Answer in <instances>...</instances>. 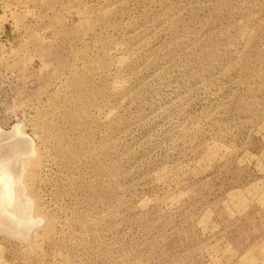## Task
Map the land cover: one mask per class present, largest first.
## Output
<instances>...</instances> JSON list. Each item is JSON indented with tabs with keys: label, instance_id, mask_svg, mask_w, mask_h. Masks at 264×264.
Wrapping results in <instances>:
<instances>
[{
	"label": "rangeland",
	"instance_id": "rangeland-1",
	"mask_svg": "<svg viewBox=\"0 0 264 264\" xmlns=\"http://www.w3.org/2000/svg\"><path fill=\"white\" fill-rule=\"evenodd\" d=\"M0 131V264H264V0H0Z\"/></svg>",
	"mask_w": 264,
	"mask_h": 264
},
{
	"label": "bare ground",
	"instance_id": "bare-ground-1",
	"mask_svg": "<svg viewBox=\"0 0 264 264\" xmlns=\"http://www.w3.org/2000/svg\"><path fill=\"white\" fill-rule=\"evenodd\" d=\"M16 133L19 132L15 129ZM15 134L12 132L13 136L7 138L15 137ZM18 138L11 141L5 138L7 142L3 140L5 144L0 147V227L15 234H25L34 220L31 215L32 201L24 195L25 189L21 183L23 166L20 155L27 154L28 150L24 149L23 141Z\"/></svg>",
	"mask_w": 264,
	"mask_h": 264
}]
</instances>
